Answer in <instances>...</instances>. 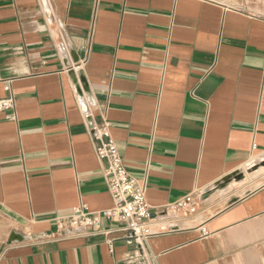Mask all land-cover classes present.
Masks as SVG:
<instances>
[{"label":"crops","instance_id":"crops-1","mask_svg":"<svg viewBox=\"0 0 264 264\" xmlns=\"http://www.w3.org/2000/svg\"><path fill=\"white\" fill-rule=\"evenodd\" d=\"M8 94L0 264H264V0H0ZM85 115L145 189L146 261L114 223L57 230L113 207Z\"/></svg>","mask_w":264,"mask_h":264},{"label":"built area","instance_id":"built-area-1","mask_svg":"<svg viewBox=\"0 0 264 264\" xmlns=\"http://www.w3.org/2000/svg\"><path fill=\"white\" fill-rule=\"evenodd\" d=\"M4 90L9 93L8 86ZM13 108L14 100L9 94L0 99V112H12ZM7 118L13 120L14 116L9 114ZM84 123L94 141L96 157L105 163L103 172L113 207L101 213H90L85 204H80L70 215L55 218L57 230L64 237L105 235L108 231L102 229V221L114 223L117 225V230L126 233V243L137 247L131 260L136 261L141 258L146 261L145 243L152 235V214L146 202L145 189L126 170L115 141L111 137L110 123L105 120L96 123L90 115L84 116ZM175 207L185 210L187 214L195 212L190 199ZM201 235L205 237L206 230L201 229Z\"/></svg>","mask_w":264,"mask_h":264}]
</instances>
